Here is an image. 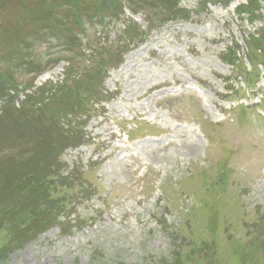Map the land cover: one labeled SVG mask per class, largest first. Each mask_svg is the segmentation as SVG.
<instances>
[{"label": "rangeland", "instance_id": "rangeland-1", "mask_svg": "<svg viewBox=\"0 0 264 264\" xmlns=\"http://www.w3.org/2000/svg\"><path fill=\"white\" fill-rule=\"evenodd\" d=\"M120 2L95 38L112 40L127 17L149 36L109 71L114 96L87 122L83 145L58 158L72 186L51 185L53 199L68 189L58 222L0 264H264V69L252 88L221 60L227 47L243 54V36L262 22L236 14L246 0ZM48 46L34 86L60 80L71 59ZM229 76L236 88L223 101ZM5 241L0 229V251Z\"/></svg>", "mask_w": 264, "mask_h": 264}, {"label": "trees", "instance_id": "trees-1", "mask_svg": "<svg viewBox=\"0 0 264 264\" xmlns=\"http://www.w3.org/2000/svg\"><path fill=\"white\" fill-rule=\"evenodd\" d=\"M129 1L135 5L140 0ZM106 3L116 10L111 8L105 13ZM122 4L120 0H0V102L4 100L0 110V229L6 239L0 251L2 260L8 249L21 247L47 225L54 224L65 209L63 198H67L68 189H62L54 199L50 189L53 182L72 187L66 176L59 175L58 158L64 149L79 144L78 139L84 137L75 129L80 127L75 118L90 115L94 104L109 98L103 87L107 68L117 66L129 43L146 35L136 25L135 30L127 27L124 34L128 39L120 43L101 44L90 38L86 56L74 52L82 45L77 32L84 34L85 26L93 23L97 15H118ZM235 10L238 16L245 14L250 23L263 18L260 0H246ZM52 36L62 41L59 46L71 54V59L61 81H48L33 89L32 80L40 73V61L45 56L39 45ZM243 40L251 71L257 76L259 64L264 67V24L246 32ZM225 57L248 74L247 81H255L235 48H229ZM9 63L14 71L7 69ZM24 75L30 78L22 81ZM20 85L24 100L15 106ZM256 246L264 251L261 244Z\"/></svg>", "mask_w": 264, "mask_h": 264}]
</instances>
